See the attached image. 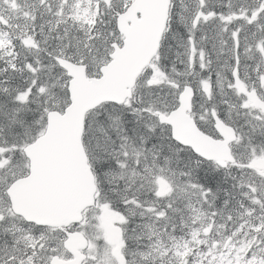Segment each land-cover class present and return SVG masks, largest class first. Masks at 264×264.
I'll list each match as a JSON object with an SVG mask.
<instances>
[{
    "label": "snow or ice",
    "instance_id": "obj_1",
    "mask_svg": "<svg viewBox=\"0 0 264 264\" xmlns=\"http://www.w3.org/2000/svg\"><path fill=\"white\" fill-rule=\"evenodd\" d=\"M0 264H264V0H0Z\"/></svg>",
    "mask_w": 264,
    "mask_h": 264
}]
</instances>
